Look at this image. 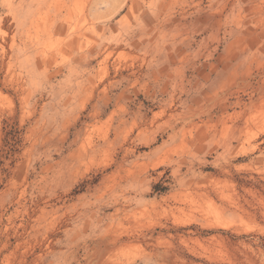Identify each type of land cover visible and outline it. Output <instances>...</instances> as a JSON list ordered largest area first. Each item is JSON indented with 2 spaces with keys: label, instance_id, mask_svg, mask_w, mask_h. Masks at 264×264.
Returning a JSON list of instances; mask_svg holds the SVG:
<instances>
[{
  "label": "rangeland",
  "instance_id": "rangeland-1",
  "mask_svg": "<svg viewBox=\"0 0 264 264\" xmlns=\"http://www.w3.org/2000/svg\"><path fill=\"white\" fill-rule=\"evenodd\" d=\"M0 264H264V0H0Z\"/></svg>",
  "mask_w": 264,
  "mask_h": 264
}]
</instances>
